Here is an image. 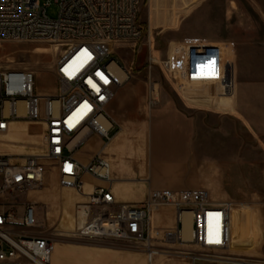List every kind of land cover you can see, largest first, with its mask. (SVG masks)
<instances>
[{"label":"built area","instance_id":"obj_1","mask_svg":"<svg viewBox=\"0 0 264 264\" xmlns=\"http://www.w3.org/2000/svg\"><path fill=\"white\" fill-rule=\"evenodd\" d=\"M55 3L57 16L51 19L46 14L49 2L0 0V42L41 43L59 51L53 66L57 89L51 95L36 93L32 71L0 68V137L11 134L12 126L19 123L41 127L39 151L0 153V264H22L23 260L50 264L54 235L46 225L48 208L28 196L45 189L51 172L60 188L78 194L83 193L85 175L104 184L94 187L85 203L74 206L71 236L141 250L148 264L157 256L183 258L189 264H264V259L232 255L231 203L217 205L200 189L154 190L141 204L116 203L108 162L99 154L87 164L76 159L92 138L105 143L111 139L115 124L106 107L133 76L112 56L142 45V0ZM149 50L148 69L158 67L165 77L184 84L222 80L223 44L182 46L178 60L157 58ZM166 208L173 210L175 226L153 228L154 214ZM184 214L190 217L189 240L183 238ZM215 240L219 243L210 242ZM165 246L169 248L162 249ZM189 246L197 252L187 251Z\"/></svg>","mask_w":264,"mask_h":264},{"label":"crops","instance_id":"obj_2","mask_svg":"<svg viewBox=\"0 0 264 264\" xmlns=\"http://www.w3.org/2000/svg\"><path fill=\"white\" fill-rule=\"evenodd\" d=\"M226 77L223 74L221 81ZM156 86L133 75L106 107V113L115 124L110 141L105 143L103 139L92 138L76 154V159L87 164L99 154L108 162L110 189L116 203L141 204L148 192L154 190L200 189L207 191L215 204L231 203L235 208L250 191L254 192L251 180L254 174L242 162H248L247 156H264V142L256 138L250 143L240 140L236 124L245 126L233 114L221 116L202 109L192 116L186 115L174 104L167 103ZM228 87L232 88L231 82H227L224 90L229 97L232 92ZM238 112V117L243 116ZM82 182V194L60 188L57 183L58 189L67 194L71 202L65 218L76 204L87 201L86 195L94 187L104 185L88 175ZM253 223L251 215L243 220L235 209L232 210V252L246 256L259 254ZM65 225L63 220L58 234L52 238L54 251L50 264H148L141 250L118 242L74 237L63 232ZM152 226L173 228V210L166 208L155 213ZM68 227L67 230H72V221ZM22 264L29 263L23 260Z\"/></svg>","mask_w":264,"mask_h":264},{"label":"rangeland","instance_id":"obj_3","mask_svg":"<svg viewBox=\"0 0 264 264\" xmlns=\"http://www.w3.org/2000/svg\"><path fill=\"white\" fill-rule=\"evenodd\" d=\"M38 1L40 4L50 3L46 14L55 19V0ZM139 20L145 30L142 45L136 51H116L112 56L114 60L120 59L135 77L155 83L164 100L186 115L192 116L202 109L221 116L233 114L245 126L236 124L240 140L250 143L252 138H256L264 142V0H142ZM198 43L225 45L224 74L227 77L224 81L204 86L184 84L165 77L158 67L148 69L149 47L157 58L169 56L178 60L181 55L179 48ZM58 53L56 48L47 44L0 42V68L32 71L36 93L49 95L57 89L53 66ZM227 82H231L232 86L228 87L232 92L229 97L224 93ZM238 111L243 116L238 117ZM40 134L39 126L15 124L11 134L0 137V153L17 154L22 152L20 148L29 152L39 151ZM247 158L248 162L242 163L254 174L251 178L254 192L250 191L233 209L243 220L247 215L253 217L257 231L255 245L259 254L246 256L232 252V255L264 259V156ZM28 199L46 204V225L48 230L52 229L50 234H57L63 220L66 221L63 232H71L67 227L74 216V208L65 218L70 198L58 189L53 172L46 175L45 189L31 194ZM186 250L197 252L193 246ZM152 264L189 262L174 256H157Z\"/></svg>","mask_w":264,"mask_h":264},{"label":"bare ground","instance_id":"obj_4","mask_svg":"<svg viewBox=\"0 0 264 264\" xmlns=\"http://www.w3.org/2000/svg\"><path fill=\"white\" fill-rule=\"evenodd\" d=\"M20 150H23V149L20 148ZM182 222H183V238L186 240H189L190 239V217L188 214H184L182 216Z\"/></svg>","mask_w":264,"mask_h":264},{"label":"snow or ice","instance_id":"obj_5","mask_svg":"<svg viewBox=\"0 0 264 264\" xmlns=\"http://www.w3.org/2000/svg\"><path fill=\"white\" fill-rule=\"evenodd\" d=\"M210 242H216V243H219V240H215V241H210Z\"/></svg>","mask_w":264,"mask_h":264}]
</instances>
